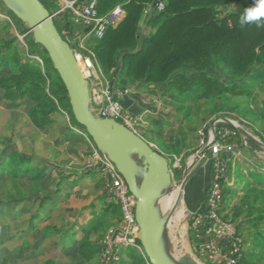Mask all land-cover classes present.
I'll use <instances>...</instances> for the list:
<instances>
[{"label":"rangeland","instance_id":"rangeland-1","mask_svg":"<svg viewBox=\"0 0 264 264\" xmlns=\"http://www.w3.org/2000/svg\"><path fill=\"white\" fill-rule=\"evenodd\" d=\"M4 2L7 5L5 0ZM48 6L52 12L57 8L51 4ZM55 18L58 20L57 17ZM161 21L162 19H157L152 24V29L148 25L144 29L142 27L144 34L151 33ZM22 28L19 21L7 11L0 9V51L5 48V42L13 37L22 54H28L43 65L44 59L41 55L36 51H30L29 38L33 35L32 31L23 33ZM82 32L83 27H74L69 32L70 34L68 33V37L70 36L72 39L71 45L80 52L83 50L78 44V40L83 34ZM89 44L86 42L84 46L93 48L94 44ZM120 63L123 64V68V59ZM80 65H82L89 79L93 100L92 107L97 106L94 103L95 97L98 100L104 98L103 100L106 102L109 94L105 95L104 92L109 89L113 93L119 91L120 88H129L124 97H119L122 100L126 96H131L134 90L140 93L146 91L145 88H134L130 85L118 86L116 82L118 77L113 75L117 69H104L97 59L81 58ZM8 70L9 68H4V70L0 68V75L8 72ZM208 71L216 74L222 80H231L221 64L209 68ZM150 85L153 86L151 92L147 93L145 97L141 93L145 103L140 105L143 109L140 114L143 120L138 126V132L169 159L172 173L171 187L180 184L184 174L190 173L199 165L204 158L202 153L209 148L208 142L211 134L218 132L227 122L241 130L243 143L254 152V155H250V152L244 149L238 143L239 141H236L241 149L231 153L232 172H234V168L236 170L241 165L238 161H246V166H258L260 162H264V143L260 135L262 127L258 123L260 121L255 122L251 119L250 114L247 117L238 111L211 112L210 103L217 97L213 99L210 94L204 92H192L188 96L180 95L174 91L166 93L161 86L154 83ZM245 86L248 89L247 94L239 96L237 99H253L259 105H263L264 80L256 83L248 82ZM33 105L34 102L27 97H19L16 100L6 99L4 90L0 88V160L4 156L12 154L14 150H18L32 156L29 165L41 170L44 175L38 182L32 177L33 171L24 172L25 174L19 178L21 193L15 191L8 174H4L0 178V264H45L48 258L59 262L90 264L79 251L78 240L83 237V232L80 229H77V242L74 243H70L67 237L62 239L61 235L58 234L45 238L43 233L45 227L53 223L68 225L70 222L79 219L81 222L87 223L89 219H86L84 215L92 216V207L91 209L87 207L91 202H97L96 196L103 190L100 191L95 187V180H90L101 174L99 172L88 173L89 178L86 179L88 181L82 182L84 183L83 187L75 183L76 181L60 184V180L63 176L66 178L75 176L76 178L82 173L86 174L92 168L91 154L98 147L87 130L72 121L71 111L68 107L61 106L58 111L53 113L54 121L45 128H41L34 124L30 116L29 110L32 109ZM58 118H61L62 123H59ZM49 125L50 127H48ZM74 134L79 137L74 139ZM226 155L228 156V154ZM209 161L210 159L198 172L197 182L200 188L210 178ZM236 173L230 177L229 183L225 182L228 191L223 206V209L225 207L224 217L226 216L227 220L232 221L236 226L243 222L241 236L244 239V245L253 254L251 257L253 264L255 262L262 263L260 254L264 252V245L259 246L261 242L259 237H255L251 231L264 222V219L255 222L245 221L257 215L259 209L258 206L243 202L242 197L246 190L243 188V184H237ZM230 186H236L237 192H235V188ZM57 188L62 189L60 193L55 194L57 204L52 205L49 202L42 210L41 198L49 194L50 189L57 190ZM22 196L25 199L21 200ZM180 207L185 211L181 219L177 221V228L168 227L166 234L170 252L176 257L181 255V246L174 237L175 230L178 229L183 236L182 244L186 254L193 256L199 264H220L218 256L210 258L208 255H202L198 249L199 243L195 241V234L191 230L193 224L191 217L193 216L185 203V192L182 193V200L178 205V208ZM242 209L243 212L236 215V212ZM96 210L100 214L102 213L101 203H98ZM36 213L39 214L38 217H34ZM162 213L167 215L170 212L162 209ZM120 222L107 224L106 221H103L97 231L91 232V239H95L98 233L103 235L101 242L104 251L100 254L102 261L109 260V254L105 248L107 233L112 227L119 226ZM253 244H256L254 250ZM129 248L133 247H119L120 254L124 259L130 258L131 249ZM136 249L145 253L143 246L141 249ZM145 255L147 256L146 253Z\"/></svg>","mask_w":264,"mask_h":264},{"label":"trees","instance_id":"trees-1","mask_svg":"<svg viewBox=\"0 0 264 264\" xmlns=\"http://www.w3.org/2000/svg\"><path fill=\"white\" fill-rule=\"evenodd\" d=\"M46 1L42 0L49 10L48 4L57 6L55 0ZM165 1V8L159 10L158 0H97L99 14L108 13L118 4H122L125 9L123 18L116 25H110L93 47L99 64L104 69H117V74L114 72L113 75L118 77L116 82L120 87L134 83L146 85L154 83L161 86L166 93L174 91L188 96L192 92H204L210 94L213 99L217 97L210 103L211 112L238 111L247 117L250 114L253 121H260L258 122L262 127L260 135L264 143V104L259 105L253 99H237L247 94L246 83H253L252 78L255 75L260 73L264 75V18L258 22L247 23L243 27L240 25V18L245 10L255 6L257 0ZM0 9L7 11L21 23L23 33L30 30L4 0H0ZM56 9L50 12L53 14ZM157 19L162 21L151 33L144 34L141 22L145 21L149 26ZM54 21L64 38H66V32L68 30L71 32L74 27H83V34L91 30V26H76L70 11L54 16ZM29 42L30 51L38 52L44 59L43 65L28 54H22L13 37L5 42V48L0 51V68L2 70L9 68L8 72L0 75V88L4 90V97L8 100L27 97L33 101L34 105L29 112L32 121L38 127L45 128L53 121L52 113L58 111L61 106H66L71 111L72 121L86 129L74 116L68 90L47 50L35 41L33 35L29 38ZM121 59L124 63L123 68ZM219 64L229 74L230 81L222 80L208 71L209 68L217 67ZM222 127L234 130V133L227 135L225 143L237 145L238 149H241L236 143L239 141L238 143L247 149L250 155H254V152L243 143L239 128L229 122ZM31 160L32 156L15 150L10 156L0 161V172L10 174L12 185L19 193H21L19 178L24 172L33 171L32 177L38 182L44 176L41 170L29 165ZM238 162L241 165L236 170L234 168L237 172L236 182L243 184L246 190L242 200L250 205L258 206L259 209L257 215L245 221L255 222L264 219V162H260L258 166H246V161ZM96 172L98 171L89 169L86 175ZM66 179V176H63L60 184H63ZM95 187L100 191L103 190L96 196V201L101 203L102 213L96 210L98 203L92 202L93 214L82 226L83 237L78 240L82 256L90 264H152L145 253L134 247L129 248L131 249L129 259H124L119 250L116 258L111 256L109 260L102 261L100 254L104 251L101 242L103 235L98 233L95 239H91V232L97 231L103 221L107 224L120 222L122 212L121 205L104 189L101 178L97 179ZM230 187L235 188L237 192L236 186ZM59 190L60 188L50 189L49 194L41 198L40 206L44 207L46 200L51 199L52 195ZM227 191L228 189L226 193ZM23 199H25L24 196L21 197V200ZM201 209L204 210L205 206ZM241 212L243 209L236 212V215ZM191 220L193 221V217ZM76 223L77 221H74L70 222L69 226L52 224L45 227L44 237L50 238L59 234L62 239H65L69 234V242H77ZM242 224L237 226L240 234H242ZM191 230L195 234V241L200 243L195 228L192 227ZM251 233L259 237L261 241L259 246L264 245V222ZM139 243L141 244L140 240ZM253 245L254 250L256 244ZM260 255L264 264V252ZM252 256L253 254L244 245L243 256L238 264H253ZM262 263L255 262V264ZM45 264L74 263L48 258Z\"/></svg>","mask_w":264,"mask_h":264},{"label":"water","instance_id":"water-1","mask_svg":"<svg viewBox=\"0 0 264 264\" xmlns=\"http://www.w3.org/2000/svg\"><path fill=\"white\" fill-rule=\"evenodd\" d=\"M30 28L36 42L48 52L69 94L76 120L83 125L97 147L116 164L137 197L138 238L152 264H199L186 254L174 256L167 244L172 212L162 213L159 204L171 187L172 173L167 156L139 133L113 117L97 116L91 109L89 79L82 70L74 48L58 30L54 15L42 0H5ZM233 151L238 152L237 146ZM192 172L181 180L182 192ZM179 232V231H178ZM184 251V252H183Z\"/></svg>","mask_w":264,"mask_h":264},{"label":"built area","instance_id":"built-area-1","mask_svg":"<svg viewBox=\"0 0 264 264\" xmlns=\"http://www.w3.org/2000/svg\"><path fill=\"white\" fill-rule=\"evenodd\" d=\"M57 9L54 16L70 11L73 22L77 25L91 26V30L80 35L78 44L83 51H77L74 48L77 59L81 58L96 59L94 49L84 46L87 38L101 39L105 30L110 25H116L125 15V9L122 4L116 5L106 14H99L97 11V0H55ZM165 0H158V9L165 8ZM66 40L71 44L72 39ZM70 34V33H69ZM86 45V44H85ZM84 71V70H83ZM88 78V76H87ZM129 89V88H128ZM127 88H120L119 91L111 93V90L105 91L109 94L104 102L94 98L97 105L92 107V111L100 117H113L127 125L130 129L138 132V126L143 120L139 113L134 112L122 101L129 91ZM91 95V104H92ZM102 102V104H101ZM234 133L233 129L222 127L215 134H211L209 139V148L202 153V156L209 158L212 164V179L207 194L205 209L192 213L193 224L197 237L200 238L198 249L202 255H208L210 258L219 257L220 264H238L244 252V239L238 232L237 226L224 217L223 204L225 201L226 186L229 183L232 173L231 152L234 145L225 143L228 134ZM225 154H228L225 155ZM93 160L92 170L98 171L104 178L105 189L112 199L121 205L122 219L117 227H112L107 233L105 240L106 252L111 256L117 257L119 247L140 248L138 233L140 225L136 217L137 197L130 190L129 184L124 175L118 169L116 164L110 159L107 153L98 148L91 154Z\"/></svg>","mask_w":264,"mask_h":264},{"label":"crops","instance_id":"crops-1","mask_svg":"<svg viewBox=\"0 0 264 264\" xmlns=\"http://www.w3.org/2000/svg\"><path fill=\"white\" fill-rule=\"evenodd\" d=\"M141 26L143 27H146V23L145 21H142L141 22ZM153 28V25H149V28L152 29ZM87 42H89L91 44H97L99 42L98 39H95V38H91V37H88L87 38ZM94 47V46H93ZM264 77L262 76V73L258 74V75H255L253 78H252V81L253 83H256V82H259L260 80H264L263 79ZM255 81V82H254ZM130 86H134V88L136 87H139L141 89L145 88L146 91L145 92H141L142 93V96L145 97L147 95V93L151 92L153 89V86L149 84L146 86V84L144 83H137V84H131ZM146 86V87H145ZM152 86V87H151ZM141 93L140 92H136L135 90L132 92L131 96H126L122 101H124L123 103L128 107L130 108L131 110H133L134 112L136 113H139L141 114L142 112V108L140 107V105L144 104L145 101H144V98L141 96ZM54 114L52 113V118H53V121H54ZM58 121L59 123H62L61 121V118H58ZM50 127V125L48 126ZM79 136L76 134H74L73 138H78ZM82 138V137H81ZM15 151V150H14ZM13 151V152H14ZM12 152V153H13ZM11 154L9 155H6L4 156L2 159L10 156ZM1 159V160H2ZM0 160V161H1ZM208 160L209 158H203V160H201V162L199 163L198 166H196L191 172V177L190 179L188 180V182L186 183V186H185V203L187 204V207L188 209L193 213V212H196L198 210H200L202 207L205 206L206 204V201H207V194H208V190H209V187H210V183H211V179H212V164L211 162L209 161V167H210V178L207 179V181L204 183V185L200 188L199 184H198V177H199V170L202 168V166L207 162L208 163ZM4 174H8L10 176V174L8 172H4V173H1L0 172V178L4 175ZM25 174V173H24ZM235 174V171L232 172V174L230 175V177H232L233 175ZM11 178V176H10ZM89 177L86 175V174H81L79 177H76L75 176H69L65 182H68V181H73L75 183H77L80 187H83L84 186V183L82 182H85V181H88L86 179H88ZM98 178H101L102 179V183H103V186H104V189H105V183H104V178L103 176L101 175H97L95 177V179L93 180H90V181H94V183H96L97 179ZM65 182L63 184H65ZM230 182V181H229ZM62 189H60L59 191L55 192L53 195H52V198L51 199H48L46 200L45 204H44V207H41V209L43 210L45 208V205L47 203H51L52 205L53 204H57L56 202V195L58 193L61 192ZM56 194V195H55ZM189 198V200H188ZM14 203H16V201H14ZM92 204V202H91ZM91 204H89V206L87 208H90L91 209ZM225 209V207H224ZM223 209V211H224ZM225 213V212H224ZM37 215L36 217H38L39 214H35ZM84 217L86 219H89L90 217H88L87 214L84 215ZM74 221H77L76 223V226H75V232L77 233V229H80L82 231V226H84L86 224V222H81L80 219L79 220H74ZM53 224H57V223H53ZM59 235V234H58ZM66 237L69 239V234L66 235Z\"/></svg>","mask_w":264,"mask_h":264},{"label":"bare ground","instance_id":"bare-ground-1","mask_svg":"<svg viewBox=\"0 0 264 264\" xmlns=\"http://www.w3.org/2000/svg\"><path fill=\"white\" fill-rule=\"evenodd\" d=\"M79 64H80V62H79ZM80 66L82 68V65H80ZM82 70H84V69L82 68ZM182 193L183 192H182L181 183L177 184L174 187H171L170 189H166L164 195L162 196V198L159 201L161 208L164 210H167L169 212H172L176 202H178V205L180 204V201L182 200ZM184 211H185V209H183L182 207L178 208V206H177V208L171 214L169 227L177 228V221L181 219L182 215L184 214ZM178 231H179L178 229L175 230L174 237H175V239L178 240V243L180 244L181 248L183 249L184 248V246L182 244L183 236L180 233V231L179 232ZM181 252H182V250H181Z\"/></svg>","mask_w":264,"mask_h":264},{"label":"clouds","instance_id":"clouds-1","mask_svg":"<svg viewBox=\"0 0 264 264\" xmlns=\"http://www.w3.org/2000/svg\"><path fill=\"white\" fill-rule=\"evenodd\" d=\"M261 18H264V0H257L255 6L245 10L240 18V25L243 27L247 23L258 22Z\"/></svg>","mask_w":264,"mask_h":264}]
</instances>
